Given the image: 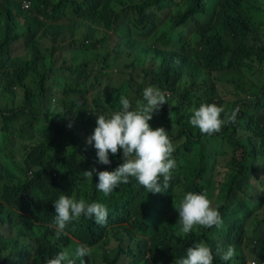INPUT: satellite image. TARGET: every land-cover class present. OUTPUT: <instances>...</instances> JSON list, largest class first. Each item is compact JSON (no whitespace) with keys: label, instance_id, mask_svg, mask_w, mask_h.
<instances>
[{"label":"trees","instance_id":"16d2710c","mask_svg":"<svg viewBox=\"0 0 264 264\" xmlns=\"http://www.w3.org/2000/svg\"><path fill=\"white\" fill-rule=\"evenodd\" d=\"M27 1L29 8H23V0H0V80L3 83L0 91L8 93L13 92V87H20L24 93L19 105L0 107V119L3 120V128L0 129V264H45L47 259L54 258L61 251L76 249L78 244L92 249L91 254L84 258L85 264H123L122 255L134 257V264H140V261H145L144 264H177L181 258H186L189 247L200 243L212 231L202 228L204 233L199 234L193 229L189 234L181 235L173 225L175 208H178L182 196L188 192H205V174L214 166L210 165L212 155L209 146L206 144L196 151L190 163L195 176L185 181L180 194H173L179 181L172 173L170 187L165 192L148 193L129 178L128 184H121L105 196L96 189L98 177L85 178L82 173L93 168L115 171L122 164L118 161L123 156L122 151L116 154L117 159L109 156L110 165L99 164L92 149L83 142L86 135L80 125L64 131L58 123L55 126L46 123L37 109L48 90L45 83L52 64L48 63V67L44 66L39 71L36 54L32 50L41 38L54 37L68 30L74 49L95 50L98 46H107L110 36L115 34L119 44L114 49L123 47L144 60L150 58L151 62L162 60L159 67L145 70L153 75L154 83L160 88L172 91L176 77L186 78L190 87L182 94L177 92L175 98L189 100L188 104L195 108L214 103L231 112L237 109L240 101L234 99L225 105L222 97L236 94L230 93L223 85L220 90L216 71L239 69L246 61L264 65L261 33L247 10L250 0ZM19 16H24L23 22L19 21ZM20 38L27 40L24 50L31 54L30 60L24 57L11 59L14 51L11 46L16 45ZM175 41L183 42L185 48L162 49L161 44L171 45ZM191 45H194L192 54L187 49ZM124 58L131 61L133 69L138 68L133 56ZM204 71L208 73L206 77L195 83L197 76ZM28 77L32 78V85L25 82ZM223 82L231 83L237 92L243 89L235 80L225 79ZM197 85L204 86L200 96L193 93ZM262 85L264 94V81ZM116 89L113 88L109 95ZM80 93L83 94L84 90ZM178 111V106L171 110L163 106L166 121L186 125V121L179 120L181 111ZM24 115L30 118L21 127V132L35 127L39 135L48 136L53 132L54 137L47 143L32 141L27 151L19 155L23 177L12 183L17 173L18 155L6 153L2 142L8 140L4 132L8 133L9 127ZM246 115L247 110L239 109L236 123L225 125L220 133L212 136L201 134L198 128L194 132L184 129L182 134L190 145L183 146L189 149L195 146L197 150L205 138L206 142L222 139L231 145L234 162H238L241 146L235 135ZM37 121H41V125H35ZM182 134L169 138L179 140ZM250 144L252 152L244 153L240 160L242 165H245L247 156H264L263 128L259 131L258 142ZM180 149L177 147L173 153L176 163L181 159ZM237 177L236 174L230 175L227 193V198L236 203L230 206L227 201H222L217 209L220 214L229 209L233 211V219L225 225L227 239L233 241L237 238L241 244L244 223L253 210L263 207L259 220L264 223V194L244 200L231 195ZM62 194L76 200L83 198L86 203L106 205L107 223L100 226L94 219L81 216L67 224V236L58 238L55 228L49 225L54 224V202ZM148 196L151 199H147ZM150 200L161 211L153 223L149 220L146 205ZM167 205L172 206L171 213ZM2 230L5 233H1ZM112 241L118 244L117 253L99 258L96 249L105 248ZM252 251L258 252V247ZM69 255L75 258L74 254ZM263 258L264 255L254 257L259 263ZM246 261L240 255L224 261L219 252L213 264H242ZM76 264H81V261L76 259Z\"/></svg>","mask_w":264,"mask_h":264},{"label":"rangeland","instance_id":"374dc122","mask_svg":"<svg viewBox=\"0 0 264 264\" xmlns=\"http://www.w3.org/2000/svg\"><path fill=\"white\" fill-rule=\"evenodd\" d=\"M23 1H26L27 5L29 4V1ZM51 1L55 2L58 0ZM23 8H27V6H23ZM263 8L264 0H250L247 4L248 13L254 25L260 31L262 43L264 44ZM23 20L24 16H19V21L23 22ZM71 40L68 30L54 37L47 36L41 38L40 42L36 43L35 49L32 50L36 54V66L39 71L44 66L48 67V63L52 64L51 70L47 73L45 83L48 90L45 97L39 102L37 109L46 123L53 126H55V123H58L64 131H69L75 126L78 127L80 125L83 133L86 135L83 140L85 146L92 149L93 155L97 157L94 144H87V138L93 134L96 127L97 115H107L111 112L119 111L120 105L118 102L121 95L128 98L132 103L133 109H135L136 101L143 99L144 89L152 86L162 90L166 94L167 104L165 106L169 110L174 106H178V112L181 111L179 120L186 121V125L178 124L171 120L166 121L163 105L161 110L154 114L153 119L149 121L153 130L163 127L168 131L169 137H175L178 134L181 135L184 129H189L193 132L197 129L190 123L193 115L192 110L197 108L188 104L189 100L174 97L177 92L179 94L184 93L190 87V81L186 78L176 77L172 91H166L154 83L153 75L145 72V70L152 71L159 67L162 60L159 59L156 62H151L150 58L144 60L136 54L129 53L123 47L118 48V50L114 49L119 44L115 34L110 36L107 46H98L95 50L87 48L74 49V46L71 45ZM26 42V39L20 38L16 45L11 46L14 50L11 59L24 57L26 60H30L32 58L31 54H27V51L25 53L24 45ZM161 46L162 49L172 47H177L178 49L185 48V45L181 41H175L171 45L161 44ZM193 46L186 47L190 54H192L191 48ZM126 55L134 57V63L138 65L137 69L131 67V61L124 58ZM216 72L220 78V90L223 85L230 93L236 94L224 95L222 98L226 102L225 105L228 106V103L233 102L234 99H238L240 103H237V108L242 111L247 110L246 118L242 121L235 135L241 146L238 162H234L235 154L231 152V145L229 144L228 146L226 141L222 139L206 142L207 138H205L197 150L195 146L191 149L183 146L184 144L190 145L185 134H182L183 136L179 140L171 139V141L175 149L179 146L181 148V159L176 163L177 167L172 170V173L177 176L179 181L178 187L174 190L173 194L182 193V185L185 181L194 178L195 175L190 167V163L196 151L207 144L212 155L210 165L214 164V166L205 174V192L203 193L208 195L213 207L218 208L222 201H227V204L230 206L236 203L234 200L227 198L229 177L232 174H236L238 177L231 195H237L241 200H244L246 198L256 199L259 194H264V156H247L244 161L245 165L240 163L245 152H252L253 146L250 142L257 143L260 129L263 128L264 130V94H262L264 65H261L257 61H246L239 69L233 71L222 69ZM206 74L208 73L204 71L197 76L195 83H200L206 77ZM225 79L235 80L243 89L237 92L231 83L223 82ZM25 82L27 85H32V78H26ZM140 83H142L141 87L139 86ZM0 86H3L1 80ZM203 87H195L193 93L200 96ZM113 88L117 89L109 95ZM81 90H84L83 94L80 93ZM23 96L24 93L20 87H13V92L0 91V107H15L21 103ZM195 99L193 98V100ZM29 118L27 115L21 116L9 127L8 133L4 132L8 138L7 141L2 142L6 149L5 152L18 155L17 173L12 183H16L23 177L19 155L25 153L31 143L37 140L47 143L54 137L53 132L48 134V136L39 135L35 127L21 132V127ZM35 125H41V121H37ZM1 128H3V120L0 119ZM63 135L66 137L65 134ZM109 156H112V154L109 153ZM114 158L117 159L116 157ZM249 167L252 169H249ZM147 199H151L150 196ZM171 204L173 205L175 202ZM146 205L149 220L153 223L157 220L161 211H159L154 201H146ZM167 208L168 212L171 213L172 206L167 205ZM262 211L263 207L253 210L248 220L245 221L241 244H239L237 238L233 241L227 239L225 225L229 224L233 219V211L230 209L221 213L223 226L219 230L215 227L211 228L212 231L208 232L207 236L200 243L210 246L214 257L219 252H221L222 256L226 247L231 245L235 249L234 257L240 255L245 257L247 261L255 260L254 257L264 255V223L259 220V215ZM177 221L178 212L173 216V225L181 235H185L181 231V225ZM202 228L197 226L194 230L199 234H203ZM1 233H5V231L2 230ZM255 246L258 247V252L252 251ZM117 251L118 244L115 241H112L105 248L96 249L99 258L102 255H113ZM74 253L75 249L70 248L69 254ZM122 256L123 264H134V257L131 255ZM246 262L242 264H246ZM261 262H264V258ZM144 263L145 261H140V264Z\"/></svg>","mask_w":264,"mask_h":264},{"label":"clouds","instance_id":"9594fccd","mask_svg":"<svg viewBox=\"0 0 264 264\" xmlns=\"http://www.w3.org/2000/svg\"><path fill=\"white\" fill-rule=\"evenodd\" d=\"M118 103L119 111L97 115L96 127L93 134L87 138V144H94L99 164L110 165L109 153L116 157L121 151L123 156L118 158V161L122 164L112 172L97 171L93 168L82 175L90 179L96 175L98 177L96 189L105 196L110 195L121 184H128L129 178L148 193L158 194L167 191L172 170L177 167L173 158L175 147L168 131L163 127L153 130L149 124L153 115L167 104L166 94L158 88L149 86L143 91V99L136 101L135 109L131 101L123 95L119 97ZM192 111L191 125L198 128L201 134L212 136L220 133L225 125L235 124L239 109L226 112L223 106L212 103L201 104ZM54 208L56 213L54 224L49 227L55 228L58 238L62 235L67 236L68 233L65 231L67 224L81 216L94 219L100 226L107 223L108 210L102 203H86L83 198L76 200L62 194L54 202ZM175 209L178 212L177 223L181 225L184 234H189L197 226L207 229L215 227L217 230L223 226L220 212L213 207L206 193H186ZM91 252L89 246L78 244L74 253L75 258H71L69 252L61 251L54 258L47 259L45 264H76V259L85 264L84 258ZM234 256L235 249L229 245L221 259L230 261ZM213 261L211 247L205 243H197L186 250V258H181L177 264H213Z\"/></svg>","mask_w":264,"mask_h":264},{"label":"built area","instance_id":"2783aa9c","mask_svg":"<svg viewBox=\"0 0 264 264\" xmlns=\"http://www.w3.org/2000/svg\"><path fill=\"white\" fill-rule=\"evenodd\" d=\"M23 6H27V8L29 7V4L27 5V2L26 1H23ZM247 264H264V262H258V261H255V260H250L247 262Z\"/></svg>","mask_w":264,"mask_h":264}]
</instances>
